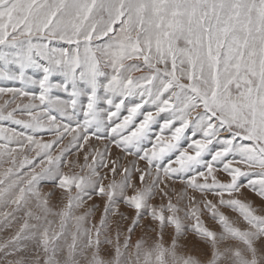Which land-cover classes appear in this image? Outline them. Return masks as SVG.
Returning <instances> with one entry per match:
<instances>
[{
  "label": "snow or ice",
  "instance_id": "obj_1",
  "mask_svg": "<svg viewBox=\"0 0 264 264\" xmlns=\"http://www.w3.org/2000/svg\"><path fill=\"white\" fill-rule=\"evenodd\" d=\"M181 200L203 245L182 264H264V0H0V225L23 214L11 241L42 264H77L81 241L90 264L129 245L164 264ZM113 215L128 220L114 247ZM145 216L150 246L132 239Z\"/></svg>",
  "mask_w": 264,
  "mask_h": 264
},
{
  "label": "rangeland",
  "instance_id": "obj_2",
  "mask_svg": "<svg viewBox=\"0 0 264 264\" xmlns=\"http://www.w3.org/2000/svg\"><path fill=\"white\" fill-rule=\"evenodd\" d=\"M73 158L74 157H69V160H72ZM69 167H71V165H69ZM65 170H68V169L66 168ZM72 170L76 171L77 169L72 168ZM191 195L192 193L190 192L189 196ZM158 196H159V193L157 192V197ZM249 198L254 199V197H251V196H249ZM51 199L53 200V202H55L57 200V196L54 194ZM173 199L175 200L176 197L173 196ZM96 202L101 203L102 205L103 198H100V200L96 199ZM152 202L153 201H150V203ZM118 206L121 212H128L129 216H131V211L129 209H126L123 204H119ZM188 206L189 204L185 200L179 201V207H180L179 214L183 221L184 233L179 237L181 241L180 246L174 249L175 255H170L166 252V259H165L164 264H182V257L187 256L189 253L200 256V249L203 247V245H197L191 239L192 233L189 231L188 226L192 223V221L189 217L185 215V212H184V210ZM97 210H96L95 216L92 218V220L94 221L99 217L100 209H97ZM260 214L264 215V210H261ZM16 215L22 219V216H23L22 213H17ZM21 219L15 220V222H12L10 226L0 225V245H6L2 249H0V264H9V262H11V264H15V262L21 257L25 258L24 264H42V260L37 261L35 257L42 258L44 256V253L38 251V249L36 248L35 244L32 241L20 240L16 243H13L11 241V237L17 231L19 224L21 222ZM50 219L55 221L56 217L51 216ZM204 219H205V222L209 226L215 227L214 222L211 221L206 214H205ZM127 224H128V220L122 219L120 216H115V215L109 216V226L107 227V230L105 231L104 235L111 238L110 246L114 247L117 244V241L113 235L117 231V229L120 230V239L121 240L124 239L125 234L123 233V228L126 227ZM156 228H157V225H155L154 223H151L146 216L142 217L141 224L137 227L136 232L133 234V237H132L133 241H135L138 235H140L141 233H144L146 236L148 245L150 246L153 242L154 231L156 230ZM170 232H171L170 228H165V234H166L165 243H167V234ZM67 238L68 237L66 235L65 239ZM17 243L24 244L27 247L25 248L24 251H16ZM62 246H63V242L61 243V247ZM81 247H82V252L78 254L76 257L77 264H90L88 260V256L91 254L92 250L86 248L83 245L82 241H81ZM221 247H223V245H221ZM143 251H144L143 247L137 250L133 248L131 245H129L127 250H124L121 246L122 256L120 257L118 264H142V258L138 256V253H142ZM241 251L243 252L245 256L249 255V250L243 248V246H241ZM60 259L61 261L63 260V251L60 252ZM106 264H115V262L106 261ZM223 264H228V262L225 261L223 262Z\"/></svg>",
  "mask_w": 264,
  "mask_h": 264
},
{
  "label": "bare ground",
  "instance_id": "obj_3",
  "mask_svg": "<svg viewBox=\"0 0 264 264\" xmlns=\"http://www.w3.org/2000/svg\"><path fill=\"white\" fill-rule=\"evenodd\" d=\"M102 200V199H101ZM126 210V209H125ZM98 211V210H97ZM124 211V210H123ZM115 218V217H114ZM94 221V220H93ZM113 234V233H112Z\"/></svg>",
  "mask_w": 264,
  "mask_h": 264
}]
</instances>
